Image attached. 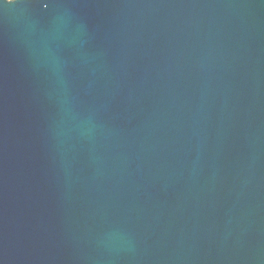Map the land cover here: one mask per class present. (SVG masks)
Returning <instances> with one entry per match:
<instances>
[{
  "label": "water",
  "instance_id": "obj_1",
  "mask_svg": "<svg viewBox=\"0 0 264 264\" xmlns=\"http://www.w3.org/2000/svg\"><path fill=\"white\" fill-rule=\"evenodd\" d=\"M0 264H264V0H0Z\"/></svg>",
  "mask_w": 264,
  "mask_h": 264
}]
</instances>
